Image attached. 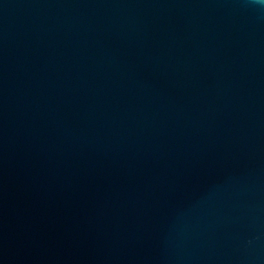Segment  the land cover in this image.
Returning <instances> with one entry per match:
<instances>
[{
  "label": "water",
  "instance_id": "obj_1",
  "mask_svg": "<svg viewBox=\"0 0 264 264\" xmlns=\"http://www.w3.org/2000/svg\"><path fill=\"white\" fill-rule=\"evenodd\" d=\"M0 264H264V0H0Z\"/></svg>",
  "mask_w": 264,
  "mask_h": 264
}]
</instances>
